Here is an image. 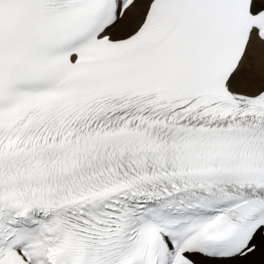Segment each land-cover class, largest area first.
Masks as SVG:
<instances>
[{"label": "snow or ice", "instance_id": "1", "mask_svg": "<svg viewBox=\"0 0 264 264\" xmlns=\"http://www.w3.org/2000/svg\"><path fill=\"white\" fill-rule=\"evenodd\" d=\"M258 252L264 0H0V264Z\"/></svg>", "mask_w": 264, "mask_h": 264}, {"label": "rangeland", "instance_id": "2", "mask_svg": "<svg viewBox=\"0 0 264 264\" xmlns=\"http://www.w3.org/2000/svg\"><path fill=\"white\" fill-rule=\"evenodd\" d=\"M259 254H260V255H264V254H262L261 252H259ZM260 258H261V256H260L258 259H252L253 264H260V262H261V261H260V260H261Z\"/></svg>", "mask_w": 264, "mask_h": 264}, {"label": "bare ground", "instance_id": "3", "mask_svg": "<svg viewBox=\"0 0 264 264\" xmlns=\"http://www.w3.org/2000/svg\"><path fill=\"white\" fill-rule=\"evenodd\" d=\"M260 256H261L260 261L264 260V255H260L259 252L257 253V256L252 259H258Z\"/></svg>", "mask_w": 264, "mask_h": 264}]
</instances>
